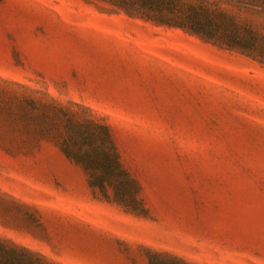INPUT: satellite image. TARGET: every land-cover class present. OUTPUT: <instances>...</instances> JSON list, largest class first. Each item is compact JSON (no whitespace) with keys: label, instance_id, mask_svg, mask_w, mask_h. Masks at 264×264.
I'll list each match as a JSON object with an SVG mask.
<instances>
[{"label":"rangeland","instance_id":"rangeland-1","mask_svg":"<svg viewBox=\"0 0 264 264\" xmlns=\"http://www.w3.org/2000/svg\"><path fill=\"white\" fill-rule=\"evenodd\" d=\"M110 7L0 0V86L103 118L146 210L96 194L0 102V235L58 264H264V65Z\"/></svg>","mask_w":264,"mask_h":264},{"label":"trees","instance_id":"trees-1","mask_svg":"<svg viewBox=\"0 0 264 264\" xmlns=\"http://www.w3.org/2000/svg\"><path fill=\"white\" fill-rule=\"evenodd\" d=\"M111 11L157 26L180 28L203 41L238 52L264 65V0H102ZM5 80V79H4ZM0 86V102L16 124L37 137H55L62 152L85 171L101 197L134 212L145 211L141 186L124 167L111 126L89 107L75 109L52 96H37L28 85L8 81ZM23 88L24 91L9 87ZM31 91V92H29ZM49 95V94H48ZM9 149V148H8ZM149 264H197L166 250L148 248ZM0 264H58L39 251L0 235Z\"/></svg>","mask_w":264,"mask_h":264}]
</instances>
